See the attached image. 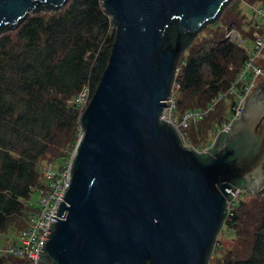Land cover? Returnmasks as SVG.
Instances as JSON below:
<instances>
[{
    "label": "water",
    "instance_id": "1",
    "mask_svg": "<svg viewBox=\"0 0 264 264\" xmlns=\"http://www.w3.org/2000/svg\"><path fill=\"white\" fill-rule=\"evenodd\" d=\"M69 1L0 0V30ZM233 1L103 0L116 40L80 117L68 186L55 210L67 215L53 218L37 264L210 261L234 193L264 188V78H254L241 116L218 132L206 160L164 116L176 61L187 49L183 38H197Z\"/></svg>",
    "mask_w": 264,
    "mask_h": 264
},
{
    "label": "trees",
    "instance_id": "2",
    "mask_svg": "<svg viewBox=\"0 0 264 264\" xmlns=\"http://www.w3.org/2000/svg\"><path fill=\"white\" fill-rule=\"evenodd\" d=\"M102 2L70 0L59 11L39 8L16 28L0 30V235L10 229L20 235L28 227L36 211L29 201L41 187L42 166L53 161L59 164L77 145L83 112L73 99L85 85L92 98L117 35L113 15ZM249 4L264 6V0H249ZM228 13L229 27L241 30L247 23L236 3L227 6L222 16ZM216 22L206 24L203 31ZM177 28L173 23L172 41ZM183 43L187 49L176 61L179 73L172 91L174 113L179 118L207 109L229 89L247 59L224 29L203 41L185 36ZM233 102L232 96L222 99L204 119L191 124L187 141L201 149L198 136L205 139L220 130L233 116ZM204 143L207 147L211 141L206 138ZM198 156L206 160L209 154ZM245 192L242 189L239 199L230 205L225 221L235 232L238 245L219 264H264V188L250 196L251 204L245 201L249 198ZM0 264L30 263L0 258Z\"/></svg>",
    "mask_w": 264,
    "mask_h": 264
},
{
    "label": "built area",
    "instance_id": "3",
    "mask_svg": "<svg viewBox=\"0 0 264 264\" xmlns=\"http://www.w3.org/2000/svg\"><path fill=\"white\" fill-rule=\"evenodd\" d=\"M245 6L248 8V12L243 11V14L246 16L247 23L241 30L232 28L226 31V37L247 54L245 63L229 89L220 93L207 109L188 112L181 119L175 116L173 95L169 100L170 105L167 108L164 118L169 120L177 129L184 145L196 150L198 153H200L199 150L201 149L194 147L192 144H188L187 134L183 132L182 128H189L191 124H195L204 119L218 102L228 96H232L234 100L232 107L233 116L219 130L223 132L228 131L231 120L241 116L243 102L250 90L249 88L252 86L254 78L257 75L264 78V6L249 3H246ZM90 100L91 91L89 86L85 85L76 95L74 105L82 113ZM218 132L214 135L213 141L207 146V151H204V153H212L211 148ZM73 156L74 151L59 164L53 161L45 163L42 166L40 176L41 187L36 189V192L39 194L36 211L33 212L29 219L28 227L21 232L18 239L0 250V258H20L28 260L30 264H37L40 246L46 239L53 218L61 219L67 215V211L60 216L55 214V210L57 209L62 193L68 186ZM241 191L238 189L234 193V199L229 202V212L230 205L235 201V197Z\"/></svg>",
    "mask_w": 264,
    "mask_h": 264
},
{
    "label": "rangeland",
    "instance_id": "4",
    "mask_svg": "<svg viewBox=\"0 0 264 264\" xmlns=\"http://www.w3.org/2000/svg\"><path fill=\"white\" fill-rule=\"evenodd\" d=\"M233 2L238 5V8L242 12L243 11L248 12V8L245 6V4L249 3V0H234ZM229 18H231V14H229L227 17H223L222 16L218 23H215L214 25H211V26L207 27L197 37L198 41H203L206 38H210L218 30L224 29V31L226 32L229 29L236 28V27H229L230 25H228V23H227ZM243 25L244 24L242 23V26ZM178 73H179V71H178ZM175 87H176V85H174V89H175ZM173 92H174V90H173ZM74 99H73V102H72L73 104H74ZM182 130L186 134L189 131L188 128H182ZM218 130H216L215 132H213L210 135H208V137H206L207 141H211L212 142L213 139H214V135L217 133ZM189 136H190V134L187 135L188 138H189ZM198 138L199 139L201 138V141H202L201 143H199L200 146H201V150H199V152L200 153H204V151H207L206 144L204 143L206 138L203 139L201 137V135H199ZM188 144H192V143L188 141ZM259 192H261V191H259ZM259 192H255V193L254 192L253 193L245 192L249 196V198L247 196L245 197V201H247V203L251 204L252 200H251L250 196L256 195ZM239 193L235 197V201H237L239 199V197H240ZM38 202H39V194L34 192V194L32 195V197H31V199L29 201V207L31 209H36L37 206H38ZM18 235L19 234H16L14 232V230H12V229L8 230L7 233H3L2 235H0V250L4 249L8 244L16 241L18 239ZM237 245H238V238L236 237L235 232L233 230H230L228 228V226H226L224 224L223 227H222V230L220 231V233L218 235L217 244H216V247H215L216 252H215V254L213 252V256L211 257V263L210 264H219L220 261H222V259L228 254V252L230 250H234ZM215 249H214V251H215Z\"/></svg>",
    "mask_w": 264,
    "mask_h": 264
}]
</instances>
